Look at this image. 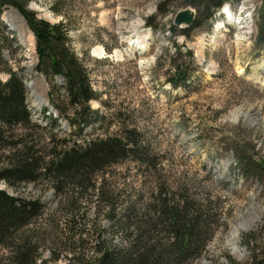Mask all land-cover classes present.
<instances>
[{"label": "rangeland", "instance_id": "obj_1", "mask_svg": "<svg viewBox=\"0 0 264 264\" xmlns=\"http://www.w3.org/2000/svg\"><path fill=\"white\" fill-rule=\"evenodd\" d=\"M26 1L39 18L69 27V48L83 63L96 94L88 103L91 124L78 135L49 104V83L35 70L34 37L17 10L6 6L0 15V49L24 81L32 119L46 132L55 128L58 142L120 137L134 128L157 162L153 169L125 159L97 173L96 180L103 175L113 196L117 217L123 203L131 201L141 209L161 185L209 205L212 234L199 258L187 264H230L227 257L246 262L250 251L242 238L249 231L254 232L253 245L264 248V173L253 171L245 177L237 160L245 153L264 161V48L254 44L261 1L229 0L237 15L231 13L233 23L240 24L226 22L216 31V13L212 20L202 17L187 38L172 36L170 30L173 25L179 32L173 18L178 10L191 7L186 0ZM158 8L165 13L158 14ZM146 18L153 26L146 25ZM174 38L192 50L196 65L186 85L177 88L165 81ZM8 77L0 73V79ZM55 83L62 87L64 79L57 76ZM32 88L44 90L42 105L33 102ZM50 116L58 118V126H51ZM0 188L42 203L43 213L33 222L40 246L34 264H68L79 246L89 253L97 233L109 237L116 231L106 206L95 204L93 195H84L79 211L72 210L73 223L45 179L15 187L0 181ZM67 220L70 229L65 230ZM79 234L84 241L76 240ZM114 234L119 243L121 236ZM6 251L0 246L2 264Z\"/></svg>", "mask_w": 264, "mask_h": 264}, {"label": "trees", "instance_id": "obj_2", "mask_svg": "<svg viewBox=\"0 0 264 264\" xmlns=\"http://www.w3.org/2000/svg\"><path fill=\"white\" fill-rule=\"evenodd\" d=\"M226 1L186 0L195 10L194 20L179 32L171 25L172 36L180 33L189 37L190 29L199 26L202 17L210 20ZM260 1L254 44L264 48V0ZM6 6L17 10L33 34L37 55L35 70L49 83V104L80 135L91 124L87 117L91 113L88 103L96 94L83 63L69 48V27L63 21L52 23L39 18L27 8L26 0H0V15ZM164 13L158 8V14ZM149 19H145L146 25L153 26ZM171 42L174 53L168 56L170 67L165 81L172 88L184 87L196 68L193 52L187 47L182 50L183 44L178 45L175 38ZM0 73L9 75L5 80L0 79V181L15 187L45 179L58 195V201L67 207L68 218L73 223L72 210L79 211L84 195H93L95 204L106 206L111 229L116 230L109 237L97 233L89 253L79 246L78 254L72 255L68 264H187L199 258L212 234L207 202L193 199L182 190H166L167 187L160 185L144 207L140 209L134 202H125L121 206L122 214L117 217L111 202L113 196L107 193L103 175L102 180H96L97 173L125 159L156 168L155 158L149 156L134 128L124 130L120 137L97 135L80 141L58 142L55 128L46 132L43 125L32 119L24 81L4 59L1 49ZM57 76L64 79L62 87L55 83ZM55 97L62 103L58 104ZM48 120L51 126H58L57 117L50 116ZM237 160L242 171L247 172L242 173L245 177L253 171L264 173V161L254 160L245 153ZM42 213L39 199L16 197L0 188V246L7 249L4 264L35 263L40 246L33 222ZM81 215H85V211ZM65 222L64 229H70L69 221ZM114 233L121 236L119 243L114 242ZM253 235L254 232L249 231L242 238L250 251L249 259L241 263L227 257L230 264H264V248L253 245ZM79 237L77 241H84L80 234Z\"/></svg>", "mask_w": 264, "mask_h": 264}, {"label": "bare ground", "instance_id": "obj_3", "mask_svg": "<svg viewBox=\"0 0 264 264\" xmlns=\"http://www.w3.org/2000/svg\"><path fill=\"white\" fill-rule=\"evenodd\" d=\"M222 13L225 15V20H230V21L233 20L232 22H234V17H232V14L230 12H228L226 7L223 8ZM223 24H224V22L219 21L215 24L214 28L216 27V29H217L218 27H222ZM33 88H32V95L34 96L33 102H35L37 106H40L43 104V98L45 96V92H44V90H38L37 88H35V89H33ZM249 223L247 222V225H249ZM245 224L246 223H244V225ZM232 246H233L232 249L234 250V252H237L236 246L235 245H232Z\"/></svg>", "mask_w": 264, "mask_h": 264}, {"label": "water", "instance_id": "obj_4", "mask_svg": "<svg viewBox=\"0 0 264 264\" xmlns=\"http://www.w3.org/2000/svg\"><path fill=\"white\" fill-rule=\"evenodd\" d=\"M195 11L191 7L180 9L173 18V24L179 27H187L192 24Z\"/></svg>", "mask_w": 264, "mask_h": 264}]
</instances>
